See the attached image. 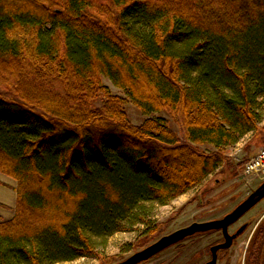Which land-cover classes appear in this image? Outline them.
Returning <instances> with one entry per match:
<instances>
[{
    "label": "trees",
    "instance_id": "1",
    "mask_svg": "<svg viewBox=\"0 0 264 264\" xmlns=\"http://www.w3.org/2000/svg\"><path fill=\"white\" fill-rule=\"evenodd\" d=\"M128 102L180 134L132 123ZM263 106L264 0H0V172L18 182L0 264H112L99 248L122 231L147 246L150 204L229 167L247 135L264 146ZM247 262L264 264V219Z\"/></svg>",
    "mask_w": 264,
    "mask_h": 264
},
{
    "label": "rangeland",
    "instance_id": "2",
    "mask_svg": "<svg viewBox=\"0 0 264 264\" xmlns=\"http://www.w3.org/2000/svg\"><path fill=\"white\" fill-rule=\"evenodd\" d=\"M103 83L109 86L113 93L126 96L109 79L103 78ZM96 105L102 106V101H97ZM125 109L129 120L136 125H141L148 117H163L169 121L172 129L180 134L178 124L166 111L147 116L131 102L126 104ZM250 138L251 134L227 150V154L231 158V165L229 167L218 169L209 175L201 185L178 197L168 205L150 204L153 218L158 224L162 225V230L148 245L164 235L189 226L193 222H204L224 217L247 199L264 182V176H246L242 173L243 164L258 151V148L254 146L247 147ZM202 148L204 150L212 149L208 146H202ZM217 180L219 182H216ZM202 191H205L206 194L203 202L200 204L199 200L195 198ZM263 219L264 199L230 227V232L233 233L242 226H246L245 231L234 242V245L223 252L218 264H247L252 238ZM138 235L139 232L137 230L118 232L108 240L105 247L99 248L100 252L106 257L113 258V263L122 262L136 251L146 247L132 249V244L136 241ZM222 239V231L195 235L140 264L202 263L209 258L208 251L211 244ZM195 254H198V256H195ZM60 264H100V262L96 258L85 257Z\"/></svg>",
    "mask_w": 264,
    "mask_h": 264
},
{
    "label": "water",
    "instance_id": "3",
    "mask_svg": "<svg viewBox=\"0 0 264 264\" xmlns=\"http://www.w3.org/2000/svg\"><path fill=\"white\" fill-rule=\"evenodd\" d=\"M264 199V182L253 192L247 199L241 202L235 209L227 213L220 219H214L204 222H193L189 226L176 230L168 235H164L146 246L145 248L136 251L127 259L119 263L112 264H140L168 249L169 247L182 242L185 238L191 237L198 233H203L211 230H222L225 242L220 245L213 246V258L206 264H216L217 252L219 249L229 248L233 244V240L244 230L242 226L235 234H230L229 227L243 217L248 211L256 206Z\"/></svg>",
    "mask_w": 264,
    "mask_h": 264
},
{
    "label": "crops",
    "instance_id": "4",
    "mask_svg": "<svg viewBox=\"0 0 264 264\" xmlns=\"http://www.w3.org/2000/svg\"><path fill=\"white\" fill-rule=\"evenodd\" d=\"M18 182L0 172V222L11 220L16 213Z\"/></svg>",
    "mask_w": 264,
    "mask_h": 264
},
{
    "label": "built area",
    "instance_id": "5",
    "mask_svg": "<svg viewBox=\"0 0 264 264\" xmlns=\"http://www.w3.org/2000/svg\"><path fill=\"white\" fill-rule=\"evenodd\" d=\"M242 173L246 176H264V147L243 164Z\"/></svg>",
    "mask_w": 264,
    "mask_h": 264
},
{
    "label": "flooded vegetation",
    "instance_id": "6",
    "mask_svg": "<svg viewBox=\"0 0 264 264\" xmlns=\"http://www.w3.org/2000/svg\"><path fill=\"white\" fill-rule=\"evenodd\" d=\"M248 213V212H247ZM246 213V214H247ZM242 218V217H241ZM240 218V219H241ZM239 219V220H240ZM236 223V222H235ZM234 223V224H235ZM233 225V224H232ZM231 225V226H232ZM230 226V227H231ZM230 227H229V232H230ZM246 227V226H245ZM240 229V228H239ZM238 229V230H239ZM238 230H236L235 232H233V233H231L230 232V234H235ZM213 231H222V230H211V231H207V232H203V233H198V234H196V235H201V234H206V233H208V232H213ZM245 231V228H244V230L242 231V233ZM223 233V232H222ZM242 233H240L234 240H233V244L229 247V248H226V249H223V248H221V249H219L218 250V252H217V262H216V264H218L219 262H220V260H221V255L223 254V252H225L226 250H228V249H230L233 245H234V242L238 239V237L242 234ZM195 235H193V236H191V237H187V238H185L183 241H185V240H188V239H190V238H192V237H194ZM253 239V238H252ZM182 241V242H183ZM225 242V238H224V236H223V239L222 240H220V241H218V242H216V243H213V244H211V246L209 247V253H208V255H209V258L206 260V261H204V262H202V263H198V264H206V263H208V262H210L211 260H212V258H213V254H212V247L213 246H216V245H220V244H223ZM181 243V242H180ZM179 243H177V244H175V245H178ZM175 245H173V246H175ZM172 247V246H171ZM170 248V247H169ZM195 256H198V254H195ZM248 261V260H247ZM247 264H248V262H247Z\"/></svg>",
    "mask_w": 264,
    "mask_h": 264
}]
</instances>
